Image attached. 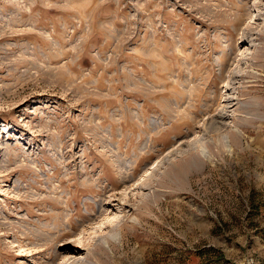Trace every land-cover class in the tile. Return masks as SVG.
Wrapping results in <instances>:
<instances>
[{
	"label": "rangeland",
	"instance_id": "374dc122",
	"mask_svg": "<svg viewBox=\"0 0 264 264\" xmlns=\"http://www.w3.org/2000/svg\"><path fill=\"white\" fill-rule=\"evenodd\" d=\"M0 264H264V0H0Z\"/></svg>",
	"mask_w": 264,
	"mask_h": 264
},
{
	"label": "bare ground",
	"instance_id": "6f19581e",
	"mask_svg": "<svg viewBox=\"0 0 264 264\" xmlns=\"http://www.w3.org/2000/svg\"><path fill=\"white\" fill-rule=\"evenodd\" d=\"M60 237V236H59ZM58 243V242H57ZM60 244V243H59ZM57 245V244H56ZM77 245V246H76ZM78 246H79V244L78 243H76L75 245H73V248L74 249H78ZM55 248V247H54ZM66 248V247H65ZM57 249V248H56ZM56 253V252H55Z\"/></svg>",
	"mask_w": 264,
	"mask_h": 264
}]
</instances>
